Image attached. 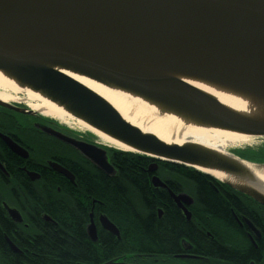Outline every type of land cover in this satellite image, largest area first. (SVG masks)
<instances>
[{
  "label": "water",
  "instance_id": "95a60500",
  "mask_svg": "<svg viewBox=\"0 0 264 264\" xmlns=\"http://www.w3.org/2000/svg\"><path fill=\"white\" fill-rule=\"evenodd\" d=\"M0 33L8 45L20 49L17 52L0 43V70L15 74L20 83L46 91L90 126L134 151L106 147L193 169L264 206V183L252 172L262 169L264 163L242 160L231 151L166 146L124 122L111 106L83 86L37 62L65 65L95 81L139 92L212 126L264 138V123L241 117L181 81L153 77L106 53L132 56L155 68L206 77L262 95L264 0H0ZM0 106L15 110L2 101ZM53 135L104 172L112 170L104 151ZM9 146L18 151L17 146ZM155 168L152 164L150 172ZM57 170L66 174L59 167ZM151 182L155 188L166 189L157 177ZM171 196L179 207L181 201L189 203L185 195ZM99 225L119 239L118 230L106 217H99ZM87 233L96 242L93 222ZM104 264L123 263L113 260Z\"/></svg>",
  "mask_w": 264,
  "mask_h": 264
},
{
  "label": "flooded vegetation",
  "instance_id": "af4514ba",
  "mask_svg": "<svg viewBox=\"0 0 264 264\" xmlns=\"http://www.w3.org/2000/svg\"><path fill=\"white\" fill-rule=\"evenodd\" d=\"M23 100H20L22 103H8L15 110L0 106V236L4 243V247L0 244V254L3 253L7 264H26L13 262L10 256L27 253L25 245L40 237L46 226L58 227V218L48 213V207L66 201L68 190L70 193L79 190L76 167L81 165L105 177L118 174L111 161L116 150L99 143L88 133L70 131L57 120L40 113L32 112L34 114L28 115L27 112L31 110ZM53 134L104 151L112 170L104 172L99 169L75 147L62 142ZM9 144L17 146L18 151H12ZM231 153L242 160L264 163V149L249 147L232 150ZM147 159L150 161L145 173L149 177L150 186L166 195L171 208L184 220L189 230L183 231L177 250L168 252L165 257L153 255L150 261H138L143 259L139 256L131 261H123V264H264L263 205L197 172L206 178L204 184L214 194L229 201L228 217L209 214L198 204L195 186H190L183 175L177 172L174 174L170 166L173 164ZM152 164L156 165L154 172L149 169ZM57 167L66 174L58 171ZM153 177H157L166 189L155 188L151 182ZM171 195H185L189 203L181 201L179 207ZM70 202L75 214L76 203L73 200ZM97 204L91 201L90 205H86V237L91 241L87 228L93 222L96 235L100 229L117 239L100 227L99 217L106 216L98 210L94 213ZM163 216L164 212L157 209V219ZM190 232L197 239H193ZM203 238L209 240V246L202 243Z\"/></svg>",
  "mask_w": 264,
  "mask_h": 264
},
{
  "label": "trees",
  "instance_id": "16d2710c",
  "mask_svg": "<svg viewBox=\"0 0 264 264\" xmlns=\"http://www.w3.org/2000/svg\"><path fill=\"white\" fill-rule=\"evenodd\" d=\"M111 161L118 171L115 177H105L81 165L76 167L79 190L75 193L68 190L66 201L48 207V213L58 218V227L46 226L40 237L25 245L27 253L12 255L10 259L26 264H104L113 260L131 261L139 256L143 259L138 261H150L153 255L165 257L168 252L177 250L183 231L189 229L171 208L166 195L150 186L145 173L150 160L115 151ZM170 166L174 174L183 175L190 186H195L198 204L205 212L229 216V201L214 194L204 184L206 178L193 169ZM71 200L76 203L75 214ZM91 201L99 203L95 205L94 213L98 210L118 229L119 240L100 229L95 243L88 240L84 227L85 208ZM157 209L164 212L160 220L157 219ZM202 243L209 246L210 242L203 238ZM0 244L4 247L1 236ZM0 264H7L3 253L0 254Z\"/></svg>",
  "mask_w": 264,
  "mask_h": 264
},
{
  "label": "bare ground",
  "instance_id": "6f19581e",
  "mask_svg": "<svg viewBox=\"0 0 264 264\" xmlns=\"http://www.w3.org/2000/svg\"><path fill=\"white\" fill-rule=\"evenodd\" d=\"M0 43L14 48L13 45H8L3 33H0ZM14 49L20 52L17 47ZM106 53L112 59L125 63L153 77L181 81L213 98L222 106L241 117L264 123V94H257L232 84L198 75L155 68L132 56L114 52ZM37 62L54 69L83 86L111 106L124 122L137 129L141 134L151 136L166 146L178 148L199 146L224 153L226 149L248 145L252 139L251 136L244 133L212 126L195 116L160 104L134 90L120 87L105 80L101 82L95 81L65 65H54L44 61ZM19 94L24 95L23 102L32 112L40 113L62 122H65L66 119L76 121L82 128L95 135L103 145L123 151H134L90 126L84 119L74 115L70 109L54 101L46 91L37 90L28 84L20 83L16 80L15 74L0 70V101L22 103L15 97ZM197 169L208 172L218 179L224 178L220 173L198 166ZM252 172L264 183V167L258 171L252 170Z\"/></svg>",
  "mask_w": 264,
  "mask_h": 264
},
{
  "label": "rangeland",
  "instance_id": "374dc122",
  "mask_svg": "<svg viewBox=\"0 0 264 264\" xmlns=\"http://www.w3.org/2000/svg\"><path fill=\"white\" fill-rule=\"evenodd\" d=\"M17 99L20 101L22 99H24V95L22 94H19L17 96ZM47 117V116H45ZM47 118H51V117H47ZM53 120H57L58 122H60V124L63 126V127H66L68 130L70 131H76V132H83V133H88L87 130L85 128H82L80 125H78V123L76 121H70V120H65V122L63 121H60L58 119H55V118H52ZM89 134V133H88ZM95 140L99 141L98 139H96L94 137ZM100 143V141H99ZM251 148V149H264V138H252L251 141L249 142L248 145H244V146H241L239 148H231V149H226V151L230 152L232 150H236V149H243V148Z\"/></svg>",
  "mask_w": 264,
  "mask_h": 264
}]
</instances>
